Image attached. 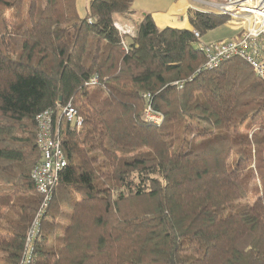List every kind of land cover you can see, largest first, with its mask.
<instances>
[{
	"label": "trees",
	"instance_id": "1",
	"mask_svg": "<svg viewBox=\"0 0 264 264\" xmlns=\"http://www.w3.org/2000/svg\"><path fill=\"white\" fill-rule=\"evenodd\" d=\"M133 1L81 18L76 0H0V264H21L41 203L35 118L67 102L82 125L56 118L67 165L30 264H264V82L239 59L200 70L194 32L228 21L212 12L145 14L124 50Z\"/></svg>",
	"mask_w": 264,
	"mask_h": 264
},
{
	"label": "built area",
	"instance_id": "2",
	"mask_svg": "<svg viewBox=\"0 0 264 264\" xmlns=\"http://www.w3.org/2000/svg\"><path fill=\"white\" fill-rule=\"evenodd\" d=\"M202 4L207 5L212 13L226 16L227 27L236 31V34L230 39L204 44L199 42V34L194 32V37L198 40L196 49L205 58L200 70H213L226 61L239 59L259 80L264 82V0H218L215 3L202 2ZM114 28L121 38L123 49L127 50L126 39L129 40L134 36V29L129 24L120 22H115ZM96 83V78H92L86 85L94 86ZM174 85L181 87L178 82ZM144 98L148 102L144 110L146 121L159 127L163 122V116L150 107V95L146 94ZM56 118H62L76 130L82 125V118L71 102L60 107L57 113L49 109L35 118L37 127L35 144L40 160L32 168L30 180L41 197V203L27 234L21 264L31 262L33 244L40 231L41 220L50 205L52 192L60 174L67 165L61 148Z\"/></svg>",
	"mask_w": 264,
	"mask_h": 264
},
{
	"label": "crops",
	"instance_id": "3",
	"mask_svg": "<svg viewBox=\"0 0 264 264\" xmlns=\"http://www.w3.org/2000/svg\"><path fill=\"white\" fill-rule=\"evenodd\" d=\"M217 1L218 0H140L138 15L141 19L143 15L149 14L158 28L190 29L188 12H211L209 7L202 4V2L208 4ZM134 3L135 2H133L132 7H134ZM117 22L124 21L118 19Z\"/></svg>",
	"mask_w": 264,
	"mask_h": 264
},
{
	"label": "rangeland",
	"instance_id": "4",
	"mask_svg": "<svg viewBox=\"0 0 264 264\" xmlns=\"http://www.w3.org/2000/svg\"><path fill=\"white\" fill-rule=\"evenodd\" d=\"M91 0H76V10L78 15L82 18L85 16L87 9H88V3ZM134 7L133 10L135 14L132 16L131 22H120V23H126L129 24L135 31V28L140 22V17L138 15V7L140 6V0L133 1ZM236 34V31L231 30L227 27V22L224 24V27L218 28L212 31H208L200 36L199 42L201 43H210L218 39H227ZM128 39H126V42L128 43ZM196 48V45H195Z\"/></svg>",
	"mask_w": 264,
	"mask_h": 264
}]
</instances>
